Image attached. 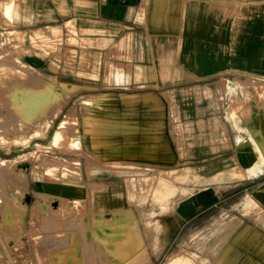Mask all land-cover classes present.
<instances>
[{"label": "rangeland", "instance_id": "374dc122", "mask_svg": "<svg viewBox=\"0 0 264 264\" xmlns=\"http://www.w3.org/2000/svg\"><path fill=\"white\" fill-rule=\"evenodd\" d=\"M195 4L194 31L187 29L185 36L198 59L202 57L203 39L210 37L212 42L208 51L213 72L207 80H182L177 98L170 99L179 109L178 116H174L178 128L172 126L178 149L182 154L185 147L182 130L185 133L190 129V142L199 141L201 137L208 141L212 136L214 140L224 139V135L228 140L230 129L226 123L235 125L236 116L245 127L233 128L237 134L235 138L237 141L250 139L260 152L261 159H256L260 174L239 176L230 171L233 175L228 173V177H219V173L200 169L207 163L184 158L172 170L171 167L156 168L153 163L131 159L90 163L89 136L81 121L89 113L78 106L77 115V110L72 108L74 101L79 103V95L66 104L50 132H58L56 147L47 148L52 136L35 139L34 144L28 145L26 138L41 131V122L37 123V120L45 118L47 125H51L53 116L61 113L62 99L59 95L42 117L26 120L18 113L12 95L20 88L39 92L48 86L59 94L57 81L50 76L43 79L39 71L25 63V59L32 53L38 56L49 53L53 60L61 57V50L54 45L62 40H49L46 37L48 30L42 29L31 33L33 43L29 47L25 43L30 40L29 34L3 33L0 42V106L7 107L8 113L0 111V194L5 197V189L10 188L7 193L16 199L23 216L29 217L33 210L35 222L32 238H17L11 250L5 247L6 242L0 245V264H67L75 247L84 264H105L100 257L101 247L93 239L88 243L84 239L87 231L88 235L91 230L94 232L93 227L122 230L124 234L129 231L141 243L138 249L140 260L149 261L147 264H264V251L253 235L237 242L236 246L242 252L238 263L234 256L224 255L223 243L218 246L225 224L236 223L230 243H234L247 226H252L253 232L264 234V229L254 221V212L246 205L248 198H252L264 210V135L253 127L250 120L254 108L260 109L264 99V0H195ZM3 18L11 19L9 15H3ZM182 25L179 29L182 27L184 33V20ZM70 41L75 43L73 39ZM65 56L68 62H73L72 51H67ZM218 58L224 63H216ZM22 64L28 65L29 70ZM78 75L85 77V93L99 83L89 72ZM67 82L73 84L74 80L69 78ZM187 88L195 90L185 92ZM69 93L72 95L74 89ZM209 107L210 111H207ZM71 111L73 117L66 121ZM203 117L207 121L220 117L226 122L222 123L224 135L217 131L214 136L213 122L210 121L208 128L202 129ZM189 124L194 127H187ZM76 140L80 141L78 148L71 143ZM95 166L100 171H109V176L88 174ZM101 178L103 182L95 181ZM25 179L29 185L27 193L24 192ZM212 191L215 193L213 197ZM199 195L207 198L195 207L192 201ZM145 197L148 203L166 204L165 217L161 219L166 220L167 231L160 222L153 223L151 229L147 227L146 220L150 218L143 214L140 205ZM56 199L58 205L55 207ZM162 235L164 239H160ZM7 242L13 245L11 241Z\"/></svg>", "mask_w": 264, "mask_h": 264}, {"label": "crops", "instance_id": "0c3cea01", "mask_svg": "<svg viewBox=\"0 0 264 264\" xmlns=\"http://www.w3.org/2000/svg\"><path fill=\"white\" fill-rule=\"evenodd\" d=\"M171 3V0H0V42L3 33H26L30 38L32 32L42 29L48 30L46 37L49 40H62L54 45L62 52V56L57 59L53 60L49 53L41 56L32 53L26 56L25 63L39 71L43 79L50 76L57 81V91L63 105L61 113L51 125H47L45 118L37 120V123L41 122V131L29 135L26 138L27 144H34L35 139L44 140L52 136L47 148L56 147L58 132H50L56 126L66 104L79 95V103L74 101L75 106L72 108L77 110V115L78 106L89 113L81 121L82 128L89 136L90 163L97 160L113 163L131 159L153 163L156 168L171 167L172 170L184 158L207 163L205 168L200 169L219 173V177H228V173L229 176L233 175L230 171L239 176L260 174V164H256V159H261L260 152L250 139L237 141L235 138L237 134L233 128L245 127L236 116L233 120L235 125L224 122L220 117L208 121L203 117L200 127L206 129L208 122H213L211 128L214 136L217 131H222L224 135L222 123H226L230 129L228 140H225L224 135V139L214 140L212 136L208 141L201 137L199 141L190 142L189 134L192 132L188 129L185 134L182 130L185 147L182 154L179 151L176 134L172 133L174 120L177 121L174 116H178L179 109L170 101L177 98L178 85H183L182 80L210 78L213 71L208 48L212 41L209 36L206 40L203 39L202 57L198 59L189 45V38L185 36L187 29L194 31L195 0H176L173 8H170ZM155 11L161 12L167 20H162L159 25L155 24L152 19ZM3 15H9L11 19H4ZM183 20L185 34L182 27L179 29L180 24L183 26ZM209 28L210 26L207 30L210 32ZM25 43L31 47L33 42L30 38ZM67 51L73 52V62L67 61ZM206 53L209 55L206 56ZM217 61L219 65L224 63L220 58ZM176 67L186 70L184 76L172 77ZM86 72L99 82L96 87H89L90 91L87 93L84 92L85 77L78 75ZM69 78L74 80L73 84L67 82ZM72 89L74 93L71 95L69 90ZM192 90L195 88H187L185 92ZM243 107L245 109L246 105ZM1 110L8 113L5 106L1 105ZM206 110L210 111V107ZM197 112L200 110L197 109ZM191 126L193 125H187ZM254 170H257L255 174L248 173ZM88 174L103 177L110 173L100 171L95 166ZM95 181L103 182V179ZM26 182L25 193L29 192L28 181ZM9 190L11 189H5V197L0 194V245L6 242L5 247H10L11 250L15 247L13 241L17 238H32L35 221L33 210L29 217L23 216L24 213L16 205V199L8 195ZM262 193L264 194V189ZM210 194L215 196L213 191ZM206 198L207 196L202 195L195 197L193 206L199 207ZM246 205L249 211L254 212L255 223L264 229V210L252 198H248ZM180 212H184L182 207ZM235 228L236 223L233 222L225 224L222 229L223 237L218 239V244L220 247L223 243L224 255L234 256L238 263L242 252L236 246L237 242L246 239L248 235H253L264 251V234L260 231L253 232L252 226L245 227L235 242L230 243L231 233ZM7 241H11L13 245ZM8 251L6 254H9Z\"/></svg>", "mask_w": 264, "mask_h": 264}, {"label": "bare ground", "instance_id": "6f19581e", "mask_svg": "<svg viewBox=\"0 0 264 264\" xmlns=\"http://www.w3.org/2000/svg\"><path fill=\"white\" fill-rule=\"evenodd\" d=\"M159 1L162 2L163 0H159ZM171 2L172 3L170 4V8L175 7L176 6V0H171ZM232 4H233V2H232ZM263 6H264V4H263ZM152 19H153V22L155 24L159 25V24H161L162 20L163 21L167 20V17L163 16V14H161V12H159V11H155ZM11 39H13V37ZM57 41H61L60 38H58ZM171 55H173L172 52H171ZM22 65L26 69L29 70L28 65H26V64H22ZM182 69L179 67L174 68L172 77L184 76L186 70L183 69L185 71L184 72ZM162 71H164V68H162ZM12 96H13V102L15 104V107H16L18 113L26 120H35V119L42 117L44 115V113L46 112L47 107L52 102H55L59 99V94L50 86H48L46 88V90L39 91V92H36V91L31 90L29 88H20L19 91H17ZM261 106L262 107L260 109L254 108V111L251 115L250 120L252 122L253 127H255L257 130H260L264 135V99L261 102ZM73 111H75V110L73 109ZM73 111H71L69 113V116L66 119V121L70 120L71 117H73V113H72ZM58 114L56 113L53 116V118L54 117L56 118V116ZM51 123H52V121H51ZM71 143H72V146L75 148L80 147V141H77V140L71 141ZM258 167H256V168H258ZM256 171L257 170L249 171V172L247 171V172L251 173V174H255ZM152 200H153V198H152ZM160 202H162V201H160ZM162 203L163 204H160L158 202H149L148 203V198H146V197L141 202L140 205L143 208V214L146 216H149V218H150V219L146 220V225L149 229L152 228L153 223L160 222L161 224L164 225V229L167 231L166 220L161 219L164 212H165V209L167 208V206H166V204H164V202H162ZM53 205L55 207L58 205L57 199L54 200ZM174 209H175V207L172 208V212L174 211ZM163 217H165V216H163ZM93 230H94V232L91 230L92 232L90 231L89 235H88L89 231H87L86 235H84V239L86 240V242L87 241L90 242L93 239V241L101 247L100 257L105 264H147V263H149V261L146 262V261L140 260L141 256L139 254L138 249H139L141 243H139L134 236L130 235L129 231H128L129 234L128 233L124 234V232H122V230L111 231V229H109L107 227H104L102 229L93 227ZM224 233H226V232H224ZM159 237H160V239H164L163 235L159 236ZM222 237H223V235H222ZM87 243H85V244H87ZM221 246L222 245H220V247ZM217 249H219V248H216V250ZM142 256L144 258L145 254ZM82 259L83 258L81 256V254L79 253L78 249L75 247V250L73 251L72 257L68 258L67 264H82L83 263ZM174 263H176V262H174Z\"/></svg>", "mask_w": 264, "mask_h": 264}]
</instances>
